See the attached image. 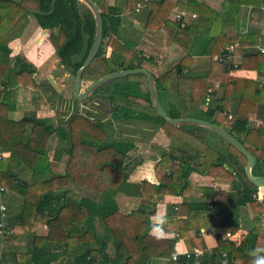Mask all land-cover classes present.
Listing matches in <instances>:
<instances>
[{"label": "trees", "instance_id": "obj_1", "mask_svg": "<svg viewBox=\"0 0 264 264\" xmlns=\"http://www.w3.org/2000/svg\"><path fill=\"white\" fill-rule=\"evenodd\" d=\"M93 1L101 11L103 41L83 74L82 91L106 75L147 69L155 78L159 100L169 118L200 119L223 128L256 156L253 176L264 177V53L256 48L260 46L256 29L264 25V0H217L218 10L200 0ZM177 10L196 14L195 23L182 28L172 21ZM127 13L146 30L174 31L172 42L181 51L174 71L169 68L157 75L147 68L160 66L135 40L123 38V16ZM30 19L54 39L61 34L63 42L56 47L54 57L74 81L96 38L94 14L80 0H0V148L10 153L9 160L0 163V176L7 193L13 192L23 201L22 211L15 217H10L7 208L11 237L4 241L0 233V243H12L26 232L31 245L23 253H11L12 264H152L160 260L168 264H221L224 255L227 264H264V205L258 198L259 189L246 176L247 158L228 143L225 149L212 144L208 129L176 127L159 117L151 103L146 75L110 81L83 101L84 105L107 102L105 116L90 110L81 112L73 96L72 112L58 125L38 118L35 112L14 117L13 98L20 88L31 90L36 102L52 105L60 100L48 79H38V69L31 61L11 56L10 43L27 29ZM246 23L249 29L245 32ZM229 46L235 49L228 60ZM195 57L207 59L204 72L194 73ZM234 58H240L238 65ZM237 69L256 71L258 79L233 77ZM214 84L223 90L221 97H211ZM235 99L239 100L238 109L230 118ZM118 121L151 124L178 143L173 149H178L179 155L191 153L181 158L162 154L156 165L161 185L186 195L192 189L186 181L197 172L233 181L231 191L201 189L202 201L169 206L171 219L163 230L177 236H151L155 212L147 210V202L122 215L116 201L121 194L142 196L137 192L139 186L128 182L133 171L129 153L136 149V143L116 137ZM257 121L262 125L253 126ZM106 128L112 130L113 137H108ZM200 154L202 162L197 161ZM61 163L63 172H56L55 166ZM71 182L89 188L98 200L62 192ZM3 202L7 207L5 199ZM71 205L79 209L75 218ZM208 214L210 229L216 235V247L210 252L200 237L208 225ZM34 222L48 227L46 236L36 235ZM228 233L231 239L226 237ZM238 235L242 239L235 241ZM178 240L187 241L205 255L198 262L193 256L173 261ZM110 241L115 248L113 258L107 254Z\"/></svg>", "mask_w": 264, "mask_h": 264}, {"label": "crops", "instance_id": "obj_2", "mask_svg": "<svg viewBox=\"0 0 264 264\" xmlns=\"http://www.w3.org/2000/svg\"><path fill=\"white\" fill-rule=\"evenodd\" d=\"M200 1H205L206 3L212 6L216 4V10L220 8V2L217 0L216 1L215 0H200ZM245 13H246V10L244 11V14ZM143 28L146 31V28L144 27V25H143ZM165 29L166 28L160 31H152V32H149V34H155L157 32H164ZM248 29H249V24L246 23L245 29L243 30L246 32ZM252 29H256V28H252ZM40 30L44 31L42 29ZM256 30H257L256 33L260 35V46L256 48L264 49V25L259 27ZM165 39L166 38H164L163 40L157 39L156 41H149L147 45L143 47L144 50L152 51L153 48L155 49L154 54L151 53L153 54L154 57L152 55L151 57L156 59L160 67L159 68H154L150 66L147 67L149 70H152L153 72L154 70L167 68L171 62H174L175 60H177L178 57L181 56V51L173 44L172 40H171V44H169L167 40ZM53 40L55 39L53 37H50L51 43ZM62 42H63V39L60 41L59 45ZM13 44H16L17 46L19 45V48L17 50H20L22 43H20L19 39H16L10 43V45H13ZM55 50L56 48L53 50L54 53H55ZM156 50H158L159 52H157ZM29 58H31L29 59V61L34 62L38 70L42 68L43 63L38 64L37 62L39 61L37 58L35 57H29ZM194 61H195L194 73H201L207 69V66H206L207 59L195 57ZM233 61L236 65H238L240 63V58H234ZM165 71H167V69ZM231 75L236 78H244V79H252V80L258 79V75L256 71L237 69ZM172 79H175L174 76L172 77ZM25 91H26L25 88H20L16 90L14 95L16 97L25 96L24 95ZM57 91L59 92L60 97H61L63 93L59 89H57ZM211 92L215 96L214 98L221 97L223 94V90L219 87L218 84H214ZM26 95L33 96V92L31 91V93H29V91H26ZM209 100L210 99H208V102ZM59 101L60 100H58L57 102L58 104L54 108L55 110L54 111L50 110V112H48L47 108L49 109L51 107L49 104H47V106L46 104H43V103L42 104L36 103V104L30 105V104L22 103L20 101H19L20 103H18L16 100L15 101L16 110L14 113V117L16 119H19L26 112H35L37 114V117L41 119L54 118L58 105H59ZM61 103H62L63 108H66V107L73 108V103L71 101H63V102L61 101ZM238 105H239V100L235 99L230 109V117L236 114ZM262 123L263 122L261 121H257L255 126L258 127L262 125ZM144 124L150 126V129L148 130L151 133L154 132V134L153 133L151 134L153 136V140L150 141V147H151L150 156L148 157L145 155L143 156L141 155L142 158L141 160L139 159L137 164L135 165L131 164L130 159H131V156L134 154L133 152L134 150H133L131 153H129V160H128L130 169H133V171L131 172L129 176L128 182L132 185L139 186V188L137 189V192H140L142 196L132 197V196H126L125 194H121L117 197L116 201L119 206V211L122 215L131 214L132 211L136 209V207H139L141 205L142 201L147 202V210L155 212V214L151 217L152 225H151L149 234L153 237H157L160 239H172V238H175L177 235L173 233L172 234L166 233L163 230V225L171 219L168 217L169 206H176V205H181V204H186V203L202 201L203 194H202L201 189L214 188L216 190H221L223 192L229 193L232 189L233 181L227 178H216V177L203 176L197 172H194L190 175V177L186 181V185H189L192 188L191 190L187 191L186 195H183L181 190H176L174 188L161 185L157 178L156 165L161 160L162 154L172 153V154H175L174 156L181 158V157L189 156L191 153H186L187 155L186 154L181 155L180 153L179 155L178 149H175V150L173 149V144L175 141H173L172 138H169L168 136H166L162 130H157L153 125L148 124V123H144ZM211 135L216 136L217 134L212 132ZM217 136L213 137L211 141L214 142V144H217L218 146L222 147L223 142L220 140L221 137L219 136L217 137ZM158 137L160 141L157 140ZM202 156L203 155L201 154L198 156L197 158L198 162L203 161ZM172 166L174 167V163H172ZM63 167H64L63 163L55 166L56 172H62ZM226 169H228L229 171H232V169L228 165H226ZM166 172H168V169H166ZM64 191H66L69 195L78 196L77 194H79L81 195V196H78L79 198H89L90 197L89 199H93L92 198L93 191H91L89 188H79L73 182H71V184L68 187L62 190V192ZM4 199L6 201L10 217H15L19 215L20 212L22 211V206H23L22 198L14 194L13 192H9L6 194ZM93 200L97 201L98 199H93ZM70 210H71V216L74 218L77 217L79 213L78 212L79 209L75 205H71ZM206 219L208 221V225L200 231V237L203 241V244L207 247L208 252H209L211 251V249L216 247V237L211 231L210 226H209V222L211 219L209 214L206 215ZM33 225H34L35 233L37 236L42 237V236L47 235L48 227L45 224L41 222H34ZM8 230H10L9 227H8ZM100 233L101 234L104 233L102 229ZM28 236L29 234L24 232L17 239H15L12 243H9V244H6V242L0 243V249L2 250V252L0 253V264H12L11 253H14V252L23 253L27 251L31 247L30 242L28 240ZM10 237L11 235H8L7 240L8 238L10 239ZM195 249L196 248L192 249L187 241L178 240L176 244L175 253L178 254L180 257V256H183L184 253L188 251H193ZM114 252H115V248L113 246V243L110 241L107 247V254L109 255L110 258H113ZM69 264L71 263L69 262ZM152 264H168V261L160 260Z\"/></svg>", "mask_w": 264, "mask_h": 264}, {"label": "rangeland", "instance_id": "obj_3", "mask_svg": "<svg viewBox=\"0 0 264 264\" xmlns=\"http://www.w3.org/2000/svg\"><path fill=\"white\" fill-rule=\"evenodd\" d=\"M208 5L216 10V4H214L213 6L210 4ZM178 11L180 10H177L176 12ZM176 12L171 17L172 21L174 22H175L174 17H175ZM32 19H30L27 29H25L24 32L18 38L20 40V43H22L20 50H17L19 48V45L18 46L16 44L9 45L12 50L11 56L12 57L19 56L21 58H26V59L28 58V60L31 59L29 57H35L39 61L37 62L38 64L43 63L42 68L38 70L39 71L38 79H44V78L48 79L57 89H59L63 93L62 96L60 97L59 105H58L54 118H50V121L52 124L58 125L62 121V118L66 117L73 110V108H70V107L63 108L61 101L62 102L63 101H71V102L73 101L75 81H74V77L71 74L67 73L57 63V60L53 54L54 53L53 50L58 46L60 41L63 39L61 34L57 38H55V40H53L51 43L50 41L51 35H49L47 31H41L37 27L36 22L33 21ZM195 21L196 20L190 22L191 23L190 25H193ZM123 25H124L123 26V38L132 39V40L137 41V43H139L138 45H140L139 46L140 49H144L143 47L146 46L149 41H156L157 39L163 40L164 38H166L165 40H167V42L171 44V40L174 34V31L169 28H166L164 32H157L155 34H149V32H152L153 30L145 31V29L143 28V23L139 22L138 20H135L134 16L128 13L123 16ZM55 41H56V44L54 45ZM156 51L159 52L158 50ZM154 52H155L154 48L152 51L145 50V54L147 55L151 53L154 54ZM32 63L35 66L34 62ZM175 64H176V60L174 62H171L167 68L154 70V73L159 75L160 73L165 72L166 69L168 70V68H171L174 71ZM35 67L37 68V66ZM26 91H29V93H31V90L26 89ZM26 91L24 92L25 96L16 97L14 95L13 100L14 101L17 100L18 103L22 102V103L30 104V105L36 104V103L38 104L43 103V104H46L47 106L46 101L36 102L32 95L31 96L26 95ZM211 95H212L211 97L213 98L215 97L212 94V92H211ZM57 104L58 103H53L52 105H50L51 107L49 109L47 108V111L48 112H50V110L54 111L55 110L54 108L56 107ZM107 105L108 103L105 101H99V103L89 102L86 105H84L83 102H78L76 104V106L79 108L81 112L85 113L86 111L90 110V112H93L94 115H100V116H105V113L107 112L105 111L107 108ZM255 125L256 123H253V126ZM114 128H115V135L117 138L131 140L136 143V149L133 151L134 154L131 156V159H130L131 164H134V165L137 164L139 159L141 160L143 155L148 156V157L150 156V150H151L150 141L153 140V136L151 134L152 133L154 134V132L151 133L148 130L150 129V126L142 122H138V121H129V122L118 121L116 122ZM106 131H107L109 138L114 136V134H112L111 129L106 128ZM211 134L212 132L210 131L208 139L212 144H214V142H212L211 140L213 139V137H216L217 135L214 136ZM157 140L160 141L159 137ZM227 143L228 142H226L223 139L222 147L223 148H225L226 146L228 147ZM176 145H178V143L174 142L173 146H176ZM214 145L216 146L217 144H214ZM63 170H64V167H63ZM77 195L81 196L79 194ZM92 198L97 199L94 193H92ZM258 198H259V201H261L260 190H259ZM261 202L264 205V201H261ZM248 211L249 210H246V213ZM248 213H249V216L252 217L251 211H249ZM236 239L237 240L242 239L241 235H238Z\"/></svg>", "mask_w": 264, "mask_h": 264}, {"label": "water", "instance_id": "obj_4", "mask_svg": "<svg viewBox=\"0 0 264 264\" xmlns=\"http://www.w3.org/2000/svg\"><path fill=\"white\" fill-rule=\"evenodd\" d=\"M80 1L86 4L88 8L91 10V12L94 14V17L96 20V38H95L93 47L88 55V58L86 59L83 66L78 70L75 76L74 98L78 102H83L94 91H96L101 86L105 85L106 83H109L110 81L123 78L126 76H130V75H137V74L146 75L148 78L151 103H152V106L156 114L172 126H176V127L198 126V127H203L205 129H208L209 131L217 134L219 137H221L226 142H228L230 145H232L236 150H238L241 154H243L247 158V166L245 169L246 176L248 180L250 181V183H252L255 187H257L260 190V199L261 201H264V177H255L252 174V169L254 168L257 162L256 156L250 153L247 150V148L237 138L232 136L230 133H228L226 130H224L221 127H218L214 124H211L207 121L200 120V119H194V118L171 119L169 118L159 100L157 90H156L155 78L147 69L141 68V69H134V70H128V71H120V72H115V73L106 75L102 77L101 79H99L98 81L94 82L87 89L82 91L83 74L87 70V68L91 65V63L94 61L96 56L98 55L102 41H103V19L101 16L100 9L98 8L97 4L93 0H80Z\"/></svg>", "mask_w": 264, "mask_h": 264}, {"label": "built area", "instance_id": "obj_5", "mask_svg": "<svg viewBox=\"0 0 264 264\" xmlns=\"http://www.w3.org/2000/svg\"><path fill=\"white\" fill-rule=\"evenodd\" d=\"M138 11H139V8L137 9V12ZM196 18H197V15L192 14L191 12L185 11V10H180V11L176 12L175 17H174L175 22L180 24V26L182 28L190 25L191 24L190 22L194 21ZM234 49L235 48L233 46L227 47V50L229 52V56L227 57L228 60L230 59V55H232V53L234 52ZM261 52L264 53V49H261ZM217 59L218 58H216V60ZM9 158H10V153L2 152L1 148H0V163L7 162L9 160ZM6 193H7V191L2 186V179L0 176V233L3 235L4 241L8 237V230H7V223H6L7 222V207L3 202L4 196ZM215 237H216V235H215ZM226 237L229 239L232 238V236L229 233L226 235ZM239 240H237L235 238V241H239ZM204 252L205 251H203V250L195 249L193 251H188V252L184 253L183 256H186L187 258H190L193 256L195 258V260L198 262V260L205 255ZM178 257H179V255L174 253L172 256V260L176 261L178 259ZM221 264H227L226 255L223 256V260H222Z\"/></svg>", "mask_w": 264, "mask_h": 264}]
</instances>
